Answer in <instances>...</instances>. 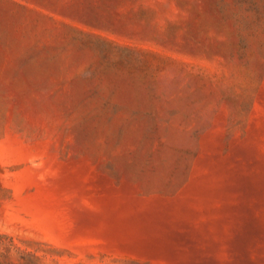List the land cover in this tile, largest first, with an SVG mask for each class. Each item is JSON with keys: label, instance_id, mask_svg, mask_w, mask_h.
<instances>
[{"label": "rangeland", "instance_id": "1", "mask_svg": "<svg viewBox=\"0 0 264 264\" xmlns=\"http://www.w3.org/2000/svg\"><path fill=\"white\" fill-rule=\"evenodd\" d=\"M0 264H264V0H0Z\"/></svg>", "mask_w": 264, "mask_h": 264}]
</instances>
